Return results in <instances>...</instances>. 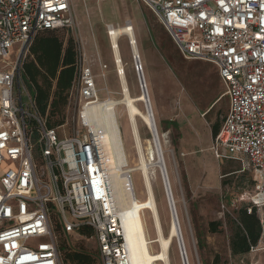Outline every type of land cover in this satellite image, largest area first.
<instances>
[{"label":"built area","instance_id":"obj_1","mask_svg":"<svg viewBox=\"0 0 264 264\" xmlns=\"http://www.w3.org/2000/svg\"><path fill=\"white\" fill-rule=\"evenodd\" d=\"M136 1L181 57L217 69L228 110L214 151L251 168L248 213L264 211V0ZM75 26L72 0H0V264H64L56 225L65 237L91 228L102 264H130L121 206L86 114L101 100L92 65L78 48L79 128L70 137L47 128L23 79L36 36ZM179 255L189 264L184 245Z\"/></svg>","mask_w":264,"mask_h":264},{"label":"rangeland","instance_id":"obj_2","mask_svg":"<svg viewBox=\"0 0 264 264\" xmlns=\"http://www.w3.org/2000/svg\"><path fill=\"white\" fill-rule=\"evenodd\" d=\"M73 14L76 26L68 32L61 31V34L65 39L73 37L86 55L92 65L101 99L121 98L107 27L131 23L135 28L151 95L160 111V116H157L158 131L167 135L165 141L162 139V146L178 215L193 256L191 263L264 264V211L256 210L263 229L258 246L242 257L231 252V221L237 219L240 209L250 207L255 181L247 164L244 171L242 162L216 157L211 128L214 124L222 125L228 102L221 98L223 85L215 66L181 57L153 13L136 0H74ZM120 45L132 95L138 96L142 90L136 69L140 65L134 62L127 40H122ZM24 102L28 103L26 96ZM139 107L145 111L143 105ZM79 109V97L77 91H73L64 111V124L56 127L61 137H70L78 130ZM122 112L123 107H120L118 113ZM138 123L142 138L150 139V132L141 121L138 120ZM121 125L129 142L127 149L132 164H135L137 156L131 141H128L125 119L121 120ZM153 174L154 193L167 234L170 224L167 195L159 169L155 168ZM133 179L137 196L141 198V182L135 174ZM140 219L143 236L148 242L146 251L154 256L158 252L153 243L148 211H141ZM212 222L221 223L217 233L210 232L209 224ZM125 223L130 244L138 252L134 224L130 219ZM177 244L172 248L171 264H182ZM59 246L63 253L84 251L93 256L95 264H102L97 244L89 238L62 236Z\"/></svg>","mask_w":264,"mask_h":264},{"label":"bare ground","instance_id":"obj_3","mask_svg":"<svg viewBox=\"0 0 264 264\" xmlns=\"http://www.w3.org/2000/svg\"><path fill=\"white\" fill-rule=\"evenodd\" d=\"M107 29L113 63L117 70L121 98L108 97L100 100L97 104L87 108L86 114L91 126L101 138L104 165L113 180L116 199L121 206V221L125 233L126 246L129 251V262L130 264H161L160 262L171 264L172 248L175 243H178V248L180 245L181 249H183L184 245L189 264H192V252L189 251L190 246H188L185 239L178 215L162 146V139L165 141L167 135L160 134L158 131L157 116L159 117V114H157L144 70L135 28L131 23H126L123 26L110 25ZM124 39L127 40L128 47L134 56V62L141 67L137 75L143 86V91L138 96L132 95L126 75L127 65L120 45V42ZM140 105L144 106V112L140 109ZM120 107H123L124 112L118 113ZM123 119H125L126 128H128V141H131V147L137 156L135 164H132L131 155L127 149L129 142H127L123 134L121 125V120ZM138 120L150 132V139L146 138L144 140L142 138ZM155 168L159 169L161 175L163 173L165 179L167 177L168 183L167 179L165 183L167 186L169 184L170 188V192L168 191L169 200L167 198L170 210V224L167 234L165 233L153 188L152 174ZM133 174L138 176L141 182V198L143 196V200L137 196ZM141 211H148L152 222L153 243L156 245L158 252L154 256H150V253L146 251L148 242L143 236V226L140 219ZM129 219L132 220L137 233L139 251L136 253H134L130 245V238L126 229L125 221Z\"/></svg>","mask_w":264,"mask_h":264},{"label":"trees","instance_id":"obj_4","mask_svg":"<svg viewBox=\"0 0 264 264\" xmlns=\"http://www.w3.org/2000/svg\"><path fill=\"white\" fill-rule=\"evenodd\" d=\"M61 31L69 30L40 32L30 46L23 69L25 84L36 103L38 112L46 119L48 129H56L64 124V111L68 106L76 75L78 44L71 36L65 39ZM220 129L221 124L212 126L213 138L219 134ZM231 224L232 254L241 257L248 255L252 248L258 246L263 233L256 210L249 214L248 208L240 209L237 219L231 221ZM220 225V222L210 223V232L217 233ZM55 230L59 238L64 236L59 225L55 226ZM92 235L91 228H84L79 232V236L85 238H90ZM61 253L64 264L96 263L93 256L84 251L63 253L61 249Z\"/></svg>","mask_w":264,"mask_h":264},{"label":"water","instance_id":"obj_5","mask_svg":"<svg viewBox=\"0 0 264 264\" xmlns=\"http://www.w3.org/2000/svg\"><path fill=\"white\" fill-rule=\"evenodd\" d=\"M219 100H221V99H219ZM218 100V101H219ZM217 101V102H218ZM216 102V103H217ZM162 178H163V185H164V188H165V193H166V195H167V198H168V200H169V193H168V191L170 192V188H169V184H168V186L166 185V183H165V180L167 179V177H166V179H165V177H164V175H163V173H162ZM167 183H168V179H167ZM169 188V189H168ZM170 195H171V193H170ZM172 198V197H171ZM170 203V202H169ZM171 207V206H170ZM171 209V208H170ZM173 209H174V205H173ZM174 212H175V210H174ZM175 216H176V214H175ZM177 219V218H176Z\"/></svg>","mask_w":264,"mask_h":264},{"label":"crops","instance_id":"obj_6","mask_svg":"<svg viewBox=\"0 0 264 264\" xmlns=\"http://www.w3.org/2000/svg\"><path fill=\"white\" fill-rule=\"evenodd\" d=\"M73 4H74V0H72V6H73ZM113 26H114V25H113ZM101 100H103V99H101ZM153 102H154V105H155L154 98H153ZM155 108H156V110H157V114H159V116H160V111H159L158 107H156V105H155ZM130 245H131V244H130ZM131 247L133 248L134 253H136L135 248H134L132 245H131ZM138 251H139V249H138Z\"/></svg>","mask_w":264,"mask_h":264}]
</instances>
